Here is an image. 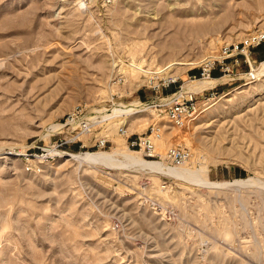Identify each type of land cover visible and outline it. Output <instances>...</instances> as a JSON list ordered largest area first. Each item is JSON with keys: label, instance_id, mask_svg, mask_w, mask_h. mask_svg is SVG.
<instances>
[{"label": "rangeland", "instance_id": "rangeland-1", "mask_svg": "<svg viewBox=\"0 0 264 264\" xmlns=\"http://www.w3.org/2000/svg\"><path fill=\"white\" fill-rule=\"evenodd\" d=\"M260 28L264 0H0V264H264V43L199 77ZM151 72L177 81L154 92ZM213 84L189 122L155 116ZM77 105L97 122L65 123ZM153 120L146 157L127 139ZM168 146L189 160H154Z\"/></svg>", "mask_w": 264, "mask_h": 264}, {"label": "built area", "instance_id": "built-area-1", "mask_svg": "<svg viewBox=\"0 0 264 264\" xmlns=\"http://www.w3.org/2000/svg\"><path fill=\"white\" fill-rule=\"evenodd\" d=\"M261 43H264V28L252 30L237 40L221 44L216 52L211 53L207 56L206 60L201 62L199 66V77L210 78L211 69L215 67H218L221 71L229 70V65L237 62L239 57H242V60L250 66L248 60L250 56V49ZM151 73L148 78L150 79V82H152L150 87L154 92H157L160 87H165L177 81V76H161L158 75V72ZM212 79H215V77ZM214 85L215 84L201 88L198 91L182 90V92L178 94H173L180 88L179 86L173 91L158 94L155 97V100H153L154 111H156L155 116H157L158 112H163L166 119L172 125L180 126L184 124L197 115L201 109L200 106H205L208 102V98L203 92L211 89ZM198 98L200 100H198ZM83 111L84 106L77 105L73 107L66 116V119L69 120H72L73 117L79 116L78 125L82 128V130L89 128L91 123L97 122L93 120H86V116L82 113ZM117 130L119 134H125V128L122 124L118 126ZM160 134V123L157 120H153L148 126L147 131L128 138L127 146L137 147L144 156L153 157L155 155L154 140L159 138ZM104 142L105 139L103 137L97 139L98 146H103ZM188 155V150L186 149H182L177 146H168L163 152V159L171 164H179L186 159Z\"/></svg>", "mask_w": 264, "mask_h": 264}, {"label": "bare ground", "instance_id": "bare-ground-1", "mask_svg": "<svg viewBox=\"0 0 264 264\" xmlns=\"http://www.w3.org/2000/svg\"><path fill=\"white\" fill-rule=\"evenodd\" d=\"M203 79V78H202ZM207 79H210V80H213L211 77L210 78H207ZM214 83V82H213ZM211 84V83H210ZM198 86V85H197ZM193 89V88H192ZM178 91V90H177ZM177 91L175 92V93H177ZM175 93H173V94H175ZM124 107L125 108H128V105H124ZM193 119V118H192ZM191 119V120H192ZM91 120H93V121H97V119H91ZM85 121V120H84ZM190 121V120H189ZM189 121H187V122H189ZM73 122H78V119H75V120H70V121H67V122H65V123H73ZM156 140H161V138H156L155 140H154V142L156 141ZM131 149V148H130ZM133 150H135V149H133ZM137 152H138V150H136ZM160 153V152H159ZM64 154H66V153H64ZM68 154V153H67ZM161 154H163V152L161 153ZM188 157L186 158V159H184L181 163H179V164H171V163H168V162H166V161H164L163 159H154V160H160V162H162V163H166V164H168V165H171V166H178V165H181L182 163H184V162H186L187 160H189V157H190V153L188 152ZM78 156H80V158H82V157H84L85 159L86 158H88L89 157V159H87V160H90V158H92L91 160H93V159H95V158H104L106 155L103 153V152H99V153H93V154H87V155H85V154H82V155H78ZM143 157V156H142ZM145 158V157H144ZM97 159H95V160H97ZM146 159H152V158H146ZM140 166H146V167H148V168H152V169H160V170H164V171H167V172H169V173H171L172 175H175V174H178V172H179V169H177V168H171L170 166H167V165H163V166H159V165H157V164H154V163H150V162H144V163H140ZM192 171H193V174H194V176H195V178H200L201 177V175L202 174H205V172H206V167L205 166H203V165H197L196 167H194L193 169H192Z\"/></svg>", "mask_w": 264, "mask_h": 264}]
</instances>
